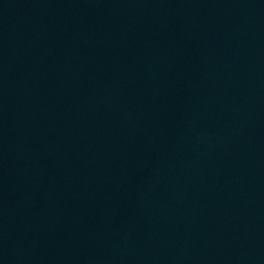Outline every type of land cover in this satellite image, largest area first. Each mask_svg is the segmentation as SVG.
<instances>
[{"label": "water", "instance_id": "water-1", "mask_svg": "<svg viewBox=\"0 0 264 264\" xmlns=\"http://www.w3.org/2000/svg\"><path fill=\"white\" fill-rule=\"evenodd\" d=\"M0 264H264V0H0Z\"/></svg>", "mask_w": 264, "mask_h": 264}]
</instances>
